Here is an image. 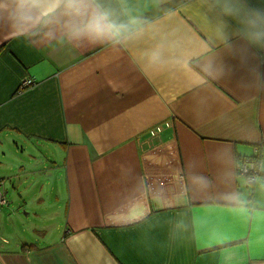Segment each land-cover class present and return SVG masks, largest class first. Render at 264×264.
<instances>
[{
	"label": "crops",
	"instance_id": "1",
	"mask_svg": "<svg viewBox=\"0 0 264 264\" xmlns=\"http://www.w3.org/2000/svg\"><path fill=\"white\" fill-rule=\"evenodd\" d=\"M97 2L119 39L0 8V213L60 214L41 243L0 234V264H264V41L223 0Z\"/></svg>",
	"mask_w": 264,
	"mask_h": 264
},
{
	"label": "clouds",
	"instance_id": "2",
	"mask_svg": "<svg viewBox=\"0 0 264 264\" xmlns=\"http://www.w3.org/2000/svg\"><path fill=\"white\" fill-rule=\"evenodd\" d=\"M0 8H10L9 27L20 34L37 25H46L57 15L69 18L65 26L69 38L74 40L119 39L124 29L123 25L110 21L109 13L101 9L97 0H11L10 5ZM222 9L243 26L244 35L252 43L264 41V13L247 8L241 0H223ZM191 181L204 187L208 184L201 175L192 176Z\"/></svg>",
	"mask_w": 264,
	"mask_h": 264
},
{
	"label": "rangeland",
	"instance_id": "3",
	"mask_svg": "<svg viewBox=\"0 0 264 264\" xmlns=\"http://www.w3.org/2000/svg\"><path fill=\"white\" fill-rule=\"evenodd\" d=\"M23 194V190H18L15 194ZM26 192H24L25 195ZM9 199V198H8ZM13 200V199H11ZM10 201V199H9ZM30 202V201H29ZM43 208L35 207L30 204L27 206L15 205L10 207L7 211H1L0 213V234L8 238L10 241H21V242H31L38 243L43 242L46 229L45 225L42 226L43 230L38 227L39 221L44 219L46 221H51L60 217V214H56L55 211L49 210L51 212L48 215L37 216L36 213L41 212ZM28 214H26V213ZM36 212V213H35ZM39 214V213H38ZM49 225V222L45 223ZM36 227L35 232H32L33 227ZM51 226V225H49Z\"/></svg>",
	"mask_w": 264,
	"mask_h": 264
},
{
	"label": "built area",
	"instance_id": "4",
	"mask_svg": "<svg viewBox=\"0 0 264 264\" xmlns=\"http://www.w3.org/2000/svg\"><path fill=\"white\" fill-rule=\"evenodd\" d=\"M33 84V80L31 79H23L21 81L20 86L26 87ZM236 172L244 175L245 180H247L248 183L256 181V179H259L261 176V167L259 159L257 158H243L239 159L235 165ZM6 198L4 195L3 190L0 188V208L1 206L6 204Z\"/></svg>",
	"mask_w": 264,
	"mask_h": 264
},
{
	"label": "trees",
	"instance_id": "5",
	"mask_svg": "<svg viewBox=\"0 0 264 264\" xmlns=\"http://www.w3.org/2000/svg\"><path fill=\"white\" fill-rule=\"evenodd\" d=\"M254 158H256V157H254ZM257 159H258V157H257Z\"/></svg>",
	"mask_w": 264,
	"mask_h": 264
}]
</instances>
